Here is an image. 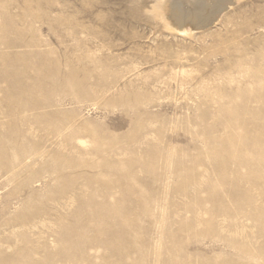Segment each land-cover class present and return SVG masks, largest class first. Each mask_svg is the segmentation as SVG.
I'll return each instance as SVG.
<instances>
[{"label": "rangeland", "instance_id": "374dc122", "mask_svg": "<svg viewBox=\"0 0 264 264\" xmlns=\"http://www.w3.org/2000/svg\"><path fill=\"white\" fill-rule=\"evenodd\" d=\"M220 1L0 0V264H264V0Z\"/></svg>", "mask_w": 264, "mask_h": 264}, {"label": "bare ground", "instance_id": "6f19581e", "mask_svg": "<svg viewBox=\"0 0 264 264\" xmlns=\"http://www.w3.org/2000/svg\"><path fill=\"white\" fill-rule=\"evenodd\" d=\"M163 1H164L163 6L162 8H159V9H162L163 14H165V16L168 19H171L174 22V24L182 27L185 25V22H184L185 19L191 20L192 22L197 23V24L205 22L207 25L208 24L207 22L209 21L211 16H210V11L207 12L208 10L206 9V7L208 5H213L215 7L218 5V2L220 0H183V1L182 0H163ZM221 10L223 9L221 8Z\"/></svg>", "mask_w": 264, "mask_h": 264}]
</instances>
